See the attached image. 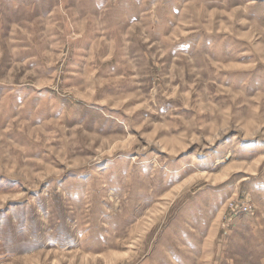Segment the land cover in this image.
I'll list each match as a JSON object with an SVG mask.
<instances>
[{
    "label": "rangeland",
    "instance_id": "rangeland-1",
    "mask_svg": "<svg viewBox=\"0 0 264 264\" xmlns=\"http://www.w3.org/2000/svg\"><path fill=\"white\" fill-rule=\"evenodd\" d=\"M0 223L72 249L38 264H264V0H0Z\"/></svg>",
    "mask_w": 264,
    "mask_h": 264
},
{
    "label": "crops",
    "instance_id": "crops-1",
    "mask_svg": "<svg viewBox=\"0 0 264 264\" xmlns=\"http://www.w3.org/2000/svg\"><path fill=\"white\" fill-rule=\"evenodd\" d=\"M9 233L7 238L3 239L5 243L0 247V264H33L34 261V264H38L40 263L37 261L38 253H45L46 255V253L50 254L54 252L55 254H59L64 248L72 250L70 247H16L13 241L14 238ZM32 256L37 257L34 259L30 258ZM31 259H33L32 262H30Z\"/></svg>",
    "mask_w": 264,
    "mask_h": 264
},
{
    "label": "built area",
    "instance_id": "built-area-1",
    "mask_svg": "<svg viewBox=\"0 0 264 264\" xmlns=\"http://www.w3.org/2000/svg\"><path fill=\"white\" fill-rule=\"evenodd\" d=\"M249 213V212H248Z\"/></svg>",
    "mask_w": 264,
    "mask_h": 264
}]
</instances>
